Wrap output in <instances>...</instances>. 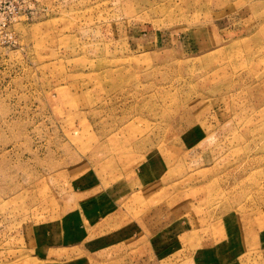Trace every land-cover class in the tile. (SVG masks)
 Instances as JSON below:
<instances>
[{
    "label": "rangeland",
    "instance_id": "rangeland-1",
    "mask_svg": "<svg viewBox=\"0 0 264 264\" xmlns=\"http://www.w3.org/2000/svg\"><path fill=\"white\" fill-rule=\"evenodd\" d=\"M60 255L264 264V0H0V264Z\"/></svg>",
    "mask_w": 264,
    "mask_h": 264
},
{
    "label": "crops",
    "instance_id": "crops-1",
    "mask_svg": "<svg viewBox=\"0 0 264 264\" xmlns=\"http://www.w3.org/2000/svg\"><path fill=\"white\" fill-rule=\"evenodd\" d=\"M96 199V200H95ZM97 200H100V197L97 198H93L91 200V202L89 204L86 205L85 209H87V207H91L94 209V205L100 206L102 204V201L97 202ZM84 202L80 204V208L82 209L84 206ZM107 218V217H106ZM105 218V219H106ZM92 221L96 222L97 219H95V216L91 218ZM115 222V220H113ZM62 223H64V229L61 231V233L59 234V238H60V243L63 244H67L68 242H70V240L68 241V235H67V220H63ZM120 226V223L115 225V226ZM126 228H124L123 230H125ZM39 235H43V234H39ZM122 235H124L123 233L121 234V232H119L117 235L114 236L115 240L119 239V241H117L116 246H122V247H127L129 248V251L131 249V245L129 244L130 242V234H127L126 238L123 237ZM83 236V234H82ZM43 238L45 239V235H43ZM49 238V237H47ZM48 243H45V241H42V244L37 245L39 247L40 250H42L44 253H59V254H66L68 253L69 248L68 247H60V248H56L54 252L51 251L50 246L47 245ZM78 244V243H77ZM126 244V245H125ZM144 244V243H143ZM140 247V246H139ZM43 248V249H42ZM128 251V253H129ZM125 258V252L123 253L122 259L124 260ZM43 261L45 262V264H48V262H53V263H49V264H67V258L66 256H64V258L60 255L58 260H53L51 257L48 259H43Z\"/></svg>",
    "mask_w": 264,
    "mask_h": 264
}]
</instances>
